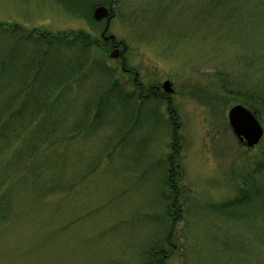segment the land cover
Instances as JSON below:
<instances>
[{
    "label": "rangeland",
    "instance_id": "1",
    "mask_svg": "<svg viewBox=\"0 0 264 264\" xmlns=\"http://www.w3.org/2000/svg\"><path fill=\"white\" fill-rule=\"evenodd\" d=\"M93 1L83 17L59 0H0V57L20 46L18 62L37 72L31 97L42 89L51 108L45 125L42 118L15 119L24 131L11 136L36 137L40 127L37 142L52 134L38 151L24 141L1 142L0 182L7 177L9 190L0 206L7 219L0 224V264H157L160 249L165 264H264V133L248 147L228 116L242 104L264 130V0ZM99 5L115 13L108 34L126 44L128 67L150 87L169 79L175 92L168 99L132 89L110 46L84 51L78 40L69 47L66 38H53L46 68L30 63L43 42L23 38L19 25L81 31L102 42L107 20H91ZM83 54L89 61L76 73ZM15 74L19 83L4 84L12 94L28 76ZM8 96L0 93V109ZM30 101L35 108L38 101ZM174 147L176 210L166 182ZM240 187L253 206L230 215L223 204ZM170 209L179 212L173 226Z\"/></svg>",
    "mask_w": 264,
    "mask_h": 264
},
{
    "label": "trees",
    "instance_id": "2",
    "mask_svg": "<svg viewBox=\"0 0 264 264\" xmlns=\"http://www.w3.org/2000/svg\"><path fill=\"white\" fill-rule=\"evenodd\" d=\"M58 1V0H57ZM60 2H62L64 4V6L72 11L75 14H80L81 16L84 17V14L86 15V12H89V10H91V7L94 5V1L93 0H59ZM104 2V4H106L108 1L107 0H102ZM219 1V0H218ZM221 1V0H220ZM89 16V15H88ZM95 25L96 23H98L97 20L95 19H91ZM17 24H14V26H16ZM99 25V24H98ZM97 25V26H98ZM3 25L0 24V28H2ZM21 29V34L24 37H37V39L41 40L43 43V50L42 53L39 54L40 52L38 51V56H36L35 58H30V63H35L38 67V70H43L45 69L46 65H47V54H49V52L51 51V41L53 38H56L57 40L66 38L68 41V45L69 47L72 46L71 43H73L74 41L78 40L80 41V43H82V47L84 48V51L86 50V47H90V45H96L98 46L101 51L106 52L108 49V47H113L111 45V43L106 42V41H102L99 39L97 40L96 38L92 39V36L90 34H85L84 32H57V33H51L49 31H46L45 29L42 30L40 28H34V29H27L26 27H20V25L18 26ZM17 28V26L15 27ZM122 41H120L119 44H121ZM83 43L85 46H83ZM20 46L17 47L14 52L12 54H10L9 56L6 57H0V93L2 91H7L9 96L6 98L7 100H5L6 105L3 106L2 109H0V144L1 142H6V144H10V147L12 145H15V142L17 141H24V145L25 146H29L30 149L32 151H38V146L42 143V145H47L48 143L51 142L50 139V135L52 134H47L45 132V136L41 137L40 139H38V142L36 141L37 137H40L41 133L44 132V128L40 127V128H36L37 132L39 133H35L36 137H34V134L30 137H23L22 136H18L20 134H16V136H11L14 134V132L19 131L20 128H17V126L14 125V120H25L28 119L31 120V122H37L36 120H38L39 118H42L43 121H41V123L43 122L44 125L48 122V115H49V111L51 108L49 109H45V105L46 103H44L45 100L44 99V94L41 96L42 93H45L42 91V89L39 91V93L37 94V97L34 96L33 98L31 97V93L36 92L35 90V77H36V73H31L27 68V64L25 63V61H21L18 62V54L17 52H19L20 50ZM89 61V57L87 55H82V58H80V64L75 65L74 68H72V70L77 71L80 70L79 72H81L84 68H86V62ZM123 66L125 68H127L126 74H128V78H129V83L128 84H132L135 82L134 78H133V73L131 72V68L128 67L127 65V61L122 62ZM30 66V65H29ZM90 67V65H88ZM18 67V69H17ZM78 67V70L76 69ZM12 69V70H10ZM101 69L107 74V70L105 68L104 65H102ZM105 69V70H104ZM22 70L23 72H27L28 76L25 78L23 77V86L18 87V88H14L15 90H17V92L15 94H12L11 92L12 89H6V86H4V84H12L15 82L19 83V79L18 76L15 74L16 71ZM39 72V71H38ZM34 77V80H33ZM62 79H65V77L63 76L61 78L58 77L56 81L54 82H62ZM25 82V83H24ZM32 84V87L29 85ZM146 85V84H145ZM151 84L146 85L148 91H150L151 93H154L152 86L150 87ZM110 89H113V85H109ZM122 86V85H121ZM46 87V86H45ZM114 90V89H113ZM140 95H143L142 90L140 91ZM230 93V91H229ZM195 97H199L198 93H194ZM41 96V97H40ZM61 95H57V99L60 97ZM141 97V96H140ZM205 98L210 99V96L206 95ZM218 100L220 98V95H217ZM37 100L38 103L37 105H35L36 107H34V104H29V102H31L30 100ZM212 99V98H211ZM101 103V101L98 103V111L96 113V117L97 115H100L99 113V104ZM34 109V110H33ZM35 109H37L35 111ZM30 116V117H26V116ZM26 117V118H25ZM27 123V122H26ZM22 129V128H21ZM24 129L20 130L19 132H23ZM55 131V129L53 130ZM22 137V138H21ZM178 140V137L176 135L175 137ZM16 140V141H15ZM32 143H37V145H33ZM6 144L3 148H6ZM0 147H2V144L0 145ZM7 149V148H6ZM179 148L178 147H174V151H171L170 154L167 157V161L169 164V168H168V173L166 175V182H167V189H168V193L173 196V202L171 203V208L176 210V208L174 207V203L177 201L178 198H176L178 196V191H177V182L178 180H180L181 176H180V165H178L176 163V159H178V155L180 153V151H178ZM7 178V177H6ZM4 178V181L5 179ZM4 181L1 180L0 182V206H5L6 202L3 199L5 197L6 191L9 190L8 186H6L4 184ZM246 187V186H245ZM46 189H49V187L47 186ZM170 196H168L169 198ZM252 199L250 198V196L248 195V191L246 190V188L244 187H240L239 188V195L236 199L234 200H230V202H225L223 204L224 209H228V213L230 215L235 214H242V211L239 212L238 209L239 207H246V206H253L252 205ZM172 209H170L169 212V216L171 217V225H174V222H176V216L179 213L176 212H172ZM220 209L222 211V207L220 206ZM4 220H7L3 217L0 216V224H2L3 222H5ZM172 229V227H171ZM170 240V239H169ZM171 242V241H170ZM154 258H158V262L157 264H165V256H167L168 254H165V250L164 249H160V250H156L154 251ZM160 253H163V256H159Z\"/></svg>",
    "mask_w": 264,
    "mask_h": 264
},
{
    "label": "water",
    "instance_id": "3",
    "mask_svg": "<svg viewBox=\"0 0 264 264\" xmlns=\"http://www.w3.org/2000/svg\"><path fill=\"white\" fill-rule=\"evenodd\" d=\"M109 12L110 10L106 5H99L94 10V17L96 19L100 20L107 17L106 29L109 27L111 20ZM111 38L114 39L115 35L112 34ZM120 53V49L115 48L111 56L118 57ZM163 86L167 92L174 91L170 80H166ZM229 121L236 136L240 141L245 142L248 147L256 145L263 136V127L255 113L241 104H237L229 110Z\"/></svg>",
    "mask_w": 264,
    "mask_h": 264
},
{
    "label": "flooded vegetation",
    "instance_id": "4",
    "mask_svg": "<svg viewBox=\"0 0 264 264\" xmlns=\"http://www.w3.org/2000/svg\"><path fill=\"white\" fill-rule=\"evenodd\" d=\"M105 35H107V34H105ZM102 36H103V34H102ZM104 37V36H103ZM105 40V39H104ZM105 41H110L111 42V45L114 47L116 44V42H114V41H112V40H108V39H106ZM123 66V65H122ZM123 68H124V66H123ZM131 72H132V70H131ZM133 78H134V80H135V82L133 83V85H132V89H138L139 91H141V90H143L144 89V87H146V85L145 84H143L141 81H139V79H136L135 78V73L133 74ZM153 87V91H154V94H155V96H157V97H159V99L161 100V101H164V100H166V99H168L169 98V96L166 94V92L163 90V88H162V85L160 86V85H156V86H152Z\"/></svg>",
    "mask_w": 264,
    "mask_h": 264
}]
</instances>
